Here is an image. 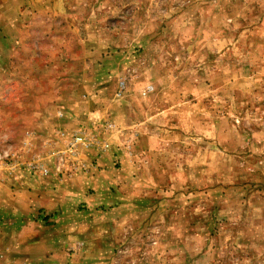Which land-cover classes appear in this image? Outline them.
Wrapping results in <instances>:
<instances>
[{
	"label": "rangeland",
	"instance_id": "rangeland-1",
	"mask_svg": "<svg viewBox=\"0 0 264 264\" xmlns=\"http://www.w3.org/2000/svg\"><path fill=\"white\" fill-rule=\"evenodd\" d=\"M0 264H264V0H0Z\"/></svg>",
	"mask_w": 264,
	"mask_h": 264
},
{
	"label": "built area",
	"instance_id": "built-area-1",
	"mask_svg": "<svg viewBox=\"0 0 264 264\" xmlns=\"http://www.w3.org/2000/svg\"><path fill=\"white\" fill-rule=\"evenodd\" d=\"M81 140H82V136L77 135L75 139H73L72 142L69 143V148H68L69 154L76 155V150L78 149L79 145H82Z\"/></svg>",
	"mask_w": 264,
	"mask_h": 264
},
{
	"label": "crops",
	"instance_id": "crops-1",
	"mask_svg": "<svg viewBox=\"0 0 264 264\" xmlns=\"http://www.w3.org/2000/svg\"><path fill=\"white\" fill-rule=\"evenodd\" d=\"M75 178H77V180H78L79 182H81V180H82L83 178L85 179V178H87V177H86L85 174H82V175L79 174V175H75ZM91 178H92V176H91ZM91 178H90V179H91ZM91 184H92V183H91Z\"/></svg>",
	"mask_w": 264,
	"mask_h": 264
}]
</instances>
